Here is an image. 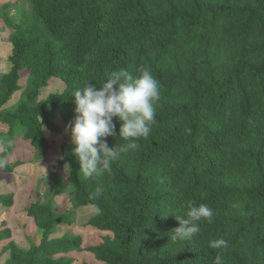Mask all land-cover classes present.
I'll return each mask as SVG.
<instances>
[{"label":"trees","instance_id":"1","mask_svg":"<svg viewBox=\"0 0 264 264\" xmlns=\"http://www.w3.org/2000/svg\"><path fill=\"white\" fill-rule=\"evenodd\" d=\"M28 1L30 12L6 18L13 52L0 82V123L9 135L22 133L36 151H48L47 131L71 133L73 92L89 81L99 87L114 70L149 68L161 98L149 136L122 153L111 173L85 177L73 143L61 145L54 168L69 167L70 187L57 171L52 198L70 188L76 209L97 211L88 225L112 235L86 248L70 232L55 237L72 215L58 214L52 200L36 202L27 215L42 240L28 250L7 243L6 264H71L63 256L71 251L105 264H213L218 253L225 264H264V0ZM25 70L34 77L28 100L1 111ZM53 79L64 90L34 105ZM113 122L117 135L106 140L119 150L127 141L118 117ZM0 145V170L11 173L22 162L8 161L4 134ZM188 201L207 204L212 222L173 242L174 215H186ZM0 204L12 207L14 195H1ZM10 238L9 228L0 231V241ZM219 238L228 248L211 249Z\"/></svg>","mask_w":264,"mask_h":264},{"label":"rangeland","instance_id":"2","mask_svg":"<svg viewBox=\"0 0 264 264\" xmlns=\"http://www.w3.org/2000/svg\"><path fill=\"white\" fill-rule=\"evenodd\" d=\"M20 10L30 12V2L28 0H0V82L3 75L9 73L12 66L9 59L12 56L13 45L10 42V28L6 23V18H15ZM33 82L34 77L31 76L29 70L23 71L19 82V91L12 96L1 111L15 110L20 104L26 102L34 88ZM64 88L63 82L53 79L49 86L41 91L39 97L34 101V105L44 101L52 93L62 92ZM56 123L60 127H64V121L61 118L57 119ZM8 133L9 126L0 123V134L6 136L12 151L8 161L11 164L20 161L22 165L15 168L11 173L0 170V196L4 194L14 195L12 207H4L0 204V231L5 228L11 230V238L0 241V264L7 262L9 253H5L4 246L10 241L24 250L40 244L42 232L37 228L34 220L27 215V209L36 202L47 204L52 200L58 214L74 216L72 225L56 228L55 237H62L65 233L71 232L75 236L81 237L83 235L86 238V244L90 246L98 244L103 232L88 225L97 211L92 207H86L81 211L76 209L70 188L67 194L55 199L52 198L54 175L57 171L65 176V181L70 187L69 167L63 166L55 171L54 166L60 157L62 143H73L71 133L67 130L61 134L47 131L49 149L43 152L36 151L23 138L22 133H17L14 137ZM2 151L0 145V153ZM63 256L72 260L71 264H105L96 259L90 252L81 254L71 251Z\"/></svg>","mask_w":264,"mask_h":264},{"label":"clouds","instance_id":"3","mask_svg":"<svg viewBox=\"0 0 264 264\" xmlns=\"http://www.w3.org/2000/svg\"><path fill=\"white\" fill-rule=\"evenodd\" d=\"M83 85L72 94L75 97V117L70 124L72 152L80 164V171L85 177L92 178L111 173L112 163L122 153L137 150L136 141L147 139L155 124L161 92L159 81L144 66H139L135 74L124 69L111 71L99 87L90 81ZM114 117L120 122L119 137L127 141L119 150L116 146L109 147L106 140L117 135ZM102 192L103 186L99 185L93 195L98 197ZM174 216L179 226L171 231L170 240L184 242L200 233L201 221L212 222L213 210L207 204L188 201L186 215ZM209 247L226 249L228 241L213 239L209 241ZM213 264H225L223 255L218 253Z\"/></svg>","mask_w":264,"mask_h":264},{"label":"crops","instance_id":"4","mask_svg":"<svg viewBox=\"0 0 264 264\" xmlns=\"http://www.w3.org/2000/svg\"><path fill=\"white\" fill-rule=\"evenodd\" d=\"M84 209H86V207H83V208H80V209H78V210H84ZM96 214H97V212H96ZM95 214V215H96ZM94 215V216H95ZM73 218H74V216H72V221H73ZM73 223V222H72ZM72 225V224H71ZM59 226H68V225H65V224H61V225H59ZM58 226V227H59ZM101 231V230H100ZM101 232H103V234L100 236V241L98 242V244H96V245H99L100 243H102V241H103V238L105 237V236H107V235H112L111 233H108V232H104V231H101ZM67 233H69V232H67ZM71 233V232H70ZM66 234V233H65ZM81 237H82V239H83V247L84 248H86V247H90V245L89 244H86L87 242H86V238L83 236V235H81ZM96 245H91V246H96ZM21 249H23V248H21ZM75 252H77V251H75ZM78 253H81V254H83V252H78ZM85 253V252H84Z\"/></svg>","mask_w":264,"mask_h":264}]
</instances>
